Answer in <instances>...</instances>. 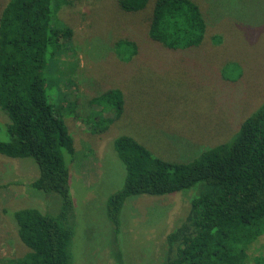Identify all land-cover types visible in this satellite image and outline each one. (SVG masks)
I'll use <instances>...</instances> for the list:
<instances>
[{
    "label": "rangeland",
    "instance_id": "obj_1",
    "mask_svg": "<svg viewBox=\"0 0 264 264\" xmlns=\"http://www.w3.org/2000/svg\"><path fill=\"white\" fill-rule=\"evenodd\" d=\"M194 1L207 31L198 47L183 51L169 50L149 37L156 0L139 12L124 11L119 0H67L58 12L74 32L71 48L56 57L60 64L55 71L67 92L65 100L76 109L63 116L76 150L69 164L75 208L72 264H163L173 255L168 254V234L189 219L195 188L130 196L115 235L106 202L126 178L116 138L131 136L167 161H190L231 139L240 122L264 101V0ZM7 2L0 0V13ZM217 35L220 43L213 42ZM126 39L138 45L129 61L121 60L114 47ZM228 62L240 69L230 70L229 77L222 72ZM113 88L123 92V113L116 117L113 110H104L103 117L113 120L102 123V132L92 131L86 118L99 107L92 111L90 99ZM48 97L57 108L67 105L52 85ZM6 134L1 130L0 138ZM38 176L32 158L0 154V258L30 251L13 222L16 209L38 206L51 215L61 209L57 194L29 187ZM249 254L264 257V236L250 246Z\"/></svg>",
    "mask_w": 264,
    "mask_h": 264
},
{
    "label": "trees",
    "instance_id": "obj_2",
    "mask_svg": "<svg viewBox=\"0 0 264 264\" xmlns=\"http://www.w3.org/2000/svg\"><path fill=\"white\" fill-rule=\"evenodd\" d=\"M148 2L119 0L126 12L142 11ZM66 3L8 0L0 13V109L5 115L0 131L7 133L6 139L0 138V154L32 158L39 176L29 187L61 199L56 215L44 213L46 210L38 206L16 209L13 222L30 251L22 257L0 258V264L73 261L75 208L69 164L76 150L63 116L76 109L65 100L62 78L55 75L60 64L56 57L73 44V29L58 15ZM206 31L205 16L194 0H156L149 24L153 41L169 50L183 51L198 47ZM213 42L220 43V35L214 36ZM114 47L124 61L138 51L137 43L129 39L116 42ZM225 65L222 72L227 77L230 70L239 69L235 62ZM241 76L242 71L237 72L235 79ZM50 85L67 105L57 108L50 102ZM89 105L92 111L94 106L99 109L86 120L91 121L92 131L102 132L106 128L102 123L113 120L105 119L103 111L113 110L119 117L124 95L120 89H109L92 97ZM247 116L231 139L185 162L164 160L131 136L116 138L114 147L126 178L106 202L115 235L121 229V211L130 196H160L195 188L189 219L167 236L168 254L173 255L163 264H264V257L249 254L250 246L264 236V101Z\"/></svg>",
    "mask_w": 264,
    "mask_h": 264
}]
</instances>
